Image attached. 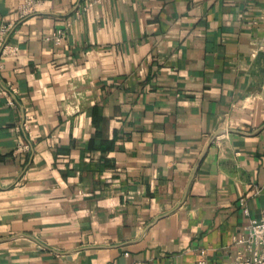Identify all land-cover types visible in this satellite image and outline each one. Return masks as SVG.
Listing matches in <instances>:
<instances>
[{
  "label": "crops",
  "instance_id": "1",
  "mask_svg": "<svg viewBox=\"0 0 264 264\" xmlns=\"http://www.w3.org/2000/svg\"><path fill=\"white\" fill-rule=\"evenodd\" d=\"M36 1L0 70V264H234L264 209V0Z\"/></svg>",
  "mask_w": 264,
  "mask_h": 264
},
{
  "label": "built area",
  "instance_id": "2",
  "mask_svg": "<svg viewBox=\"0 0 264 264\" xmlns=\"http://www.w3.org/2000/svg\"><path fill=\"white\" fill-rule=\"evenodd\" d=\"M38 6L40 3L36 0H22L15 11V20L0 22V70L3 67L2 59L16 54V48H9L6 44L9 33L17 22L34 15ZM261 21L264 27V16ZM64 38L65 29H57L52 35L55 45H59ZM261 49L264 50V47ZM232 242L242 249L236 252L234 264H264V209L257 219L248 221L242 233L233 237Z\"/></svg>",
  "mask_w": 264,
  "mask_h": 264
}]
</instances>
